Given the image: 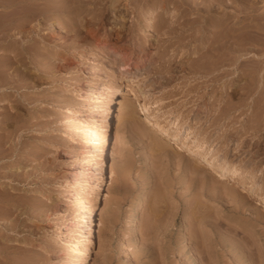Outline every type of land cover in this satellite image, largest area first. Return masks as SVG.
<instances>
[{
  "label": "rangeland",
  "instance_id": "374dc122",
  "mask_svg": "<svg viewBox=\"0 0 264 264\" xmlns=\"http://www.w3.org/2000/svg\"><path fill=\"white\" fill-rule=\"evenodd\" d=\"M11 1L0 0V264L64 258L58 236L78 213L68 189L86 149L97 154L70 129V105L107 76L145 92L132 96L135 121L120 122L119 93L109 104L84 264H264V0H96L100 17L78 0L91 4L84 20L74 0H48L55 11L31 22L27 0ZM234 30L249 40L225 38ZM145 103L198 121L220 153L255 168V186L148 132L163 118Z\"/></svg>",
  "mask_w": 264,
  "mask_h": 264
},
{
  "label": "bare ground",
  "instance_id": "6f19581e",
  "mask_svg": "<svg viewBox=\"0 0 264 264\" xmlns=\"http://www.w3.org/2000/svg\"><path fill=\"white\" fill-rule=\"evenodd\" d=\"M47 1L48 0H27V3H28L27 5L29 6L28 7L29 14L27 13L28 15H27V18H26V19H28L27 22L28 21L31 22L32 20H34L35 17L38 14H41V15L44 14V15H47L48 18L50 17L49 15L52 12H54L55 10L52 7H50V6H52L51 3H50L51 4L50 6L46 5ZM65 1H64V3H65ZM91 1L92 0H90V2ZM99 1H101V0H99ZM119 1L120 0H113L114 3H118ZM125 1L126 2H130V0H125ZM215 1H216L217 5L219 7H221L222 5H225L222 0L221 1L220 0H215ZM231 1H233V0H231ZM74 2H78V0H74L73 2L71 1L72 4ZM81 2H82V0H81ZM95 2H96V0L95 1L93 0V2H91V3L93 5V7H94V10H96L95 12L98 13V15H99L98 17H100V16L105 14L106 7L99 8V7L96 6L97 7L96 8L94 6ZM97 2H98V0H97ZM186 2H187V0H183L182 5L186 4ZM193 2L196 3V5H197V3L198 2L201 3L202 0H200V1L199 0H194ZM42 3H43V9L42 8L40 9V7H42L41 6ZM68 3L69 2H67V4ZM214 3L211 2V4L208 5V6H210L211 8H215ZM44 4L47 7H50V9L49 8H44ZM74 4L75 5L71 7V8H74V11L77 12L76 15H74V16L79 17L78 20H82L83 17H84L83 13H85V12H87L89 10V8H90L89 5H91V4H88L86 6L85 5H78L77 3H74ZM232 4L229 5V6L231 7ZM242 4H246L245 1ZM39 5H40V7H39ZM54 6H55V3H54ZM56 6H58V5H56ZM66 6L68 7L69 5H66ZM54 8H56V7H54ZM66 8L62 9L63 12H64V10H66ZM71 8H69V9H71ZM56 10H59V9H56ZM237 12H238V10H237ZM55 13H57V12H55ZM55 13H53V14H55ZM53 14H52V16H53ZM228 14H227V16H228ZM61 15H65V14H62V12H61ZM70 15H71V13H70ZM81 15L83 17H81ZM231 15H232V13H231ZM61 17L63 18V16H61ZM69 17H71V16H69ZM53 18H54V16H53ZM71 18H74V19H71ZM71 18H70V21H72V22L70 24L67 23L68 24L67 26H69V27L77 25L75 17H71ZM54 20L52 22L50 21L52 27L55 26L56 21H57V20L56 21H54ZM226 20H224L223 23L221 22L220 24H218L219 27H220V25L224 24V22ZM216 21H217V19H216ZM68 22H69V18H68ZM113 23H114V20H112V24ZM158 23H159V21H158ZM213 24H214V22H213ZM213 24H212V26L215 25V24L214 25ZM217 26H216V29L214 30L215 32L212 34L211 41L208 40L209 42H212V43L216 42V41H218L216 39H219L220 36H222V35H220L221 31H219V29H218L219 35L216 34V31H217V28H218ZM64 27H65V25H64ZM234 32H236V31L234 30L232 33L225 32L226 33L224 35L225 38L232 39V43H234V44L236 42H238V41L241 42V40H242V42H243V40L245 42V40L248 39L246 36H244V37L241 36V35L244 34L243 33V34L240 35V37L243 38V39L240 40L237 37V36H239V34H237L235 36V35H233ZM20 34H21V32H20ZM217 36L219 38H217ZM248 36H249V34H248ZM141 37H142V35H141ZM250 37H251V35H250ZM250 39H252V38H250ZM252 40H254V39H252ZM240 42H238V43H240ZM233 50H234L233 52H235L236 49H233ZM240 50H241V48H240ZM143 51H144V49H143ZM149 53H150V51L145 49V51L142 54V56L144 57L146 54H149ZM114 54H116V53L114 52ZM125 55L126 54L124 53V56ZM235 55H236V53H235ZM115 56L116 55H114V57ZM128 56H130V55H128ZM230 57H231V55H230ZM129 58H131V56ZM237 58H238V56H237ZM143 60L142 61L138 60L139 62L137 63L136 66L141 65ZM120 85H121L120 82L114 81L110 76H107L106 81L102 85H99V83L96 81V79H91V81L89 82V85L86 86V90L81 94L82 96L79 99V101L78 102L76 101L77 103H75L74 105H70L71 106L70 107L71 109L69 111L70 115H71L70 116L71 117L70 118V125H69L70 129L72 130V132H74L75 136L80 137L82 140H85L90 145H94V147L92 146V148L97 149V154H95V152L91 153V151H92L91 148L90 149H86L85 154L82 153L83 157L82 156L81 157H82L83 165H82V162H81L82 167L80 168V171H78L79 174L77 176V179H76V181L74 183L72 182L73 183L72 186L68 189V194H67V199L66 200L74 202L73 204L77 206L76 210L78 211V213L77 214L75 213L76 215L70 221L71 224H69L70 227L67 228L66 234H62L61 233V235L58 236V238H59V240H58L59 244L58 245H60V248L64 249L65 256L63 255L64 258L63 257H62V259L60 258L61 260L57 261L56 264H84L86 262V260H87V253H86L87 248H88L87 245H88L89 242L92 241V239H91V236H92L91 227H90V224H89V220H90L89 218H90L91 211H92V204H91V199H89V197H90V195L94 194L93 191H94L95 187H99V182H100V181L98 182L96 179L95 180L92 179L93 175L95 174L94 173L95 170L93 168V163L92 162L94 160H96V157L99 155L98 151L102 152V146H103L102 142H103V139L105 137V134L103 132V128L106 127V122L104 120L107 121V117L109 115V110L111 109L109 104L112 101L114 95L119 93V97L122 98L121 100H119L118 108H117V114L119 116L120 122H122L124 120L125 121H127V120L128 121H130V120L135 121L137 119V117H135L136 116L135 115V112H136L135 111V103L133 102L132 96H136V94H139V92L140 93L142 92V94H144V92H145V88L142 87L139 84V81L137 79L134 80L132 85H130L126 90H121L120 89L121 88ZM138 102L141 103V100L139 98H138ZM147 104L146 103L143 104L144 108L147 111L151 110L153 115L154 114H156V115L158 114L157 117L160 116V117L163 118L161 121L159 119L153 121L152 124L154 126H156V127L155 128H150L149 127V129H148L149 131L148 132H150L152 134H155V136L156 135L160 136L162 133H164L163 135H167L168 137H170L174 141L175 146H176V144H177V146L178 145H185V144H188L190 147L192 146L193 147L192 148V152H196V153L198 152L197 154H200V158L202 157V159L204 161L208 162L212 167H214V169H216L219 172V174L226 175L228 177H232V178L238 179L240 181H244V183L246 182L250 189H252L255 186L254 184L257 183L256 180H255V177H256V173H255L256 171L254 170L255 168L254 167H250V166H246V165H241V164H238V163H234V162H232V160L229 159L230 157L229 158L227 157V155L225 153H220L221 151H218L219 148L217 147L218 148V150H217L216 147H213L212 143H210L211 139L209 140L207 137H205V135L203 136L201 133L198 132V130L202 126L201 125L200 127H198V125H197L198 121H195L194 125H192L193 121H192V124H191L190 120H187L188 118L187 119H181L172 110H166L165 111V110H162L161 106H159V105H151L150 103H149L150 105L149 104L147 105ZM152 137H153V135H152ZM152 139H154V138H152ZM156 140H158V139H156ZM159 140H160V143H161L162 142L161 139H159ZM163 142H162V146H163ZM87 143H85V144H87ZM86 147H87V145H86ZM89 150H91V151H89ZM159 150L162 151V149H160V148H159ZM98 161H100V160L98 159L97 163H98ZM94 165H96V164H94ZM251 166H253V165H251ZM98 167H100V166H98ZM91 179L94 182L91 183ZM137 204L139 206V203H137ZM140 204H141V202H140ZM84 226L86 227V231H82Z\"/></svg>",
  "mask_w": 264,
  "mask_h": 264
}]
</instances>
